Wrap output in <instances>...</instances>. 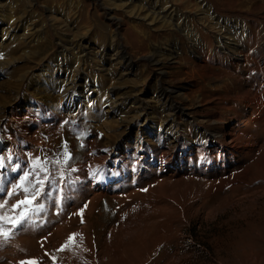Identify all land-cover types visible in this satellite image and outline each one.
Here are the masks:
<instances>
[{"label":"rangeland","instance_id":"obj_1","mask_svg":"<svg viewBox=\"0 0 264 264\" xmlns=\"http://www.w3.org/2000/svg\"><path fill=\"white\" fill-rule=\"evenodd\" d=\"M199 1H202L201 6L206 4L204 0H1L0 47L11 44L17 45L19 49L15 55L0 53V96L9 98H3L0 102V153L3 152V144L7 143L6 135L15 134L14 136L21 138V132L29 130L27 135L32 134L36 139L33 137L29 150L33 149L35 158L40 157L43 167V173L32 176L28 174L23 180L24 184H32L38 190L40 181H46L50 186L46 187L45 193L53 190L54 195L58 191L51 186V182L56 181V175L49 173L53 172L52 167L58 169L61 175L65 174L64 171L69 174L72 167L91 154V157L98 158L102 155L100 157L109 156L113 160L116 153H122L137 161L142 149L155 152L167 149L166 145L172 143L173 134L179 130L180 135L185 137L183 133L187 129L192 134L194 129L197 133H202L215 127L213 123L219 117L222 121L216 126L224 124V117L230 113L227 112V107L233 105L226 99H231L234 96L232 92L238 91L236 84L246 86L248 83H255L257 75L252 72L249 76L240 68V81L227 79L225 71L231 67L226 64L234 63V57L229 53L230 47L226 44L228 36L221 39L223 28L218 29V34L212 31L210 39L221 49L217 50L213 46L207 49L202 30L208 29L216 18L220 26L227 21L242 26L247 19L216 17L212 11L206 16L202 15L197 9ZM168 7L170 8L167 10ZM105 9H110L111 14L119 20L117 28L109 23L108 10ZM14 27L17 28L13 37H8V30ZM229 30L231 31L227 28ZM64 47L74 48L73 51H67V54L59 55L57 52ZM121 50L126 53V61L120 59ZM202 57L206 62H202ZM128 59L132 64L130 70L124 67ZM260 63L262 64L261 59ZM13 69L16 70L15 74L7 78L6 73ZM58 72L62 75L59 78ZM75 75L82 78L79 82L81 86L76 87V90L85 87L88 91L77 109H69L65 107L63 96L57 91L58 84ZM16 80L23 81L27 87L15 90L7 84ZM45 80L52 83V86L46 88L43 85ZM30 84L33 89L29 88ZM111 89L114 90L113 93L109 92ZM162 89L171 90L167 99H159ZM173 105L182 106L184 113L179 117L174 116L173 126L165 131L163 126L172 119L170 108ZM14 107L20 120L8 121L11 118L10 109ZM2 126L6 127L5 134ZM256 131L259 133L258 128L253 129L255 135ZM180 140L185 145V140ZM261 142L258 139L256 147L258 149L260 146V151L255 148L243 163L250 165L249 180L264 177V172L259 167L262 163L260 161L264 159ZM14 178H18V174L9 178L11 180L7 182L6 190L7 187H12V192L18 190L13 185ZM57 180L62 181L60 177ZM223 180L225 179L215 182L208 180L206 183L183 181L186 184L172 182L158 186L149 175L134 171L133 177L127 178L123 186L113 178L108 185L111 186L108 192L96 196L93 207L86 206L88 199L93 198L92 195L87 194L89 198L84 197L79 201V207L86 206L90 208V212L88 218L84 216L77 223L76 218L71 219L73 222L70 220L69 210L63 212L62 197L56 201L58 212H54L53 197L50 198L51 206L46 204L47 201L40 200L43 199L42 196L23 204L17 200L14 206L5 202L6 194H3V198L0 196V200H4L0 204L3 216L0 233H7V236L0 234V264H50L52 261L60 264L57 262L63 250L66 251L63 257L66 264H127V253L123 250L126 243L121 237L130 230L137 229L136 225L130 228V223H139L142 210L130 211L137 205L136 201L135 205L132 204L133 201H127L123 205L118 203L116 196L126 194L121 192L125 190L146 198L142 204L147 207L144 212H149V207L154 204L152 202L156 203L162 198L166 201L171 199L169 203L175 210L168 216L174 227H157L150 232L140 256L145 254V249H148L150 255L141 259L139 264L144 261V264H264V244L254 245L228 238L230 235H240L246 229L245 222H248V218H243L241 210L230 200H222L227 193ZM78 193L81 194L79 191ZM72 195H77V191L70 190L68 199ZM19 196L15 194V197ZM201 196L207 200L203 206L199 204L203 202L200 201ZM192 199L196 200L193 207L196 208L189 210ZM259 199V204L264 203V195ZM43 201L45 204H39ZM71 204L68 209L72 207ZM8 213L16 218L8 217ZM57 213L58 216H65L59 220ZM136 214L140 216L136 217ZM52 216L56 220H50ZM61 221H69V224L66 226ZM71 222L78 228H84L83 236L78 242L74 241ZM59 225L63 226L61 230L58 229ZM125 225L128 226L127 229L120 232L119 228ZM66 228V231L63 230ZM57 233L65 235L60 239ZM161 234H168V245L159 240L163 236ZM18 237L24 240L18 241ZM105 256L106 261L101 259ZM138 263L129 261V264Z\"/></svg>","mask_w":264,"mask_h":264},{"label":"bare ground","instance_id":"obj_2","mask_svg":"<svg viewBox=\"0 0 264 264\" xmlns=\"http://www.w3.org/2000/svg\"><path fill=\"white\" fill-rule=\"evenodd\" d=\"M204 1H206V4H203L201 6L202 1L201 2L199 1L198 2L199 7H197V9L201 11L202 15L206 16L209 14V11H212L215 13L216 17L222 18V16H228V17L234 16L237 18L242 17V19L244 18V20L247 19L246 21H244L242 26H238V24L234 23V22H233V24L229 23L228 21L224 22L223 26H220L221 24L218 23L219 20L216 18V21L213 20L214 21L213 24L210 23L211 26H209L208 29L202 30V33L204 34L203 37L205 38V40H204L205 47L207 49L212 48V46H213V48L216 47L217 50H218V48L221 49L220 46H215L212 43V40L210 39V33L212 31H214L215 33L217 32V34H218L219 33L218 29L223 28L224 34L220 33L221 35H223V37H221V39L224 37L226 38V36H228L227 37L228 42L226 44L228 47H230L231 52H229V53L234 57L233 60H234L235 64L231 63V62H229L230 65L226 64V66L231 67V69H228L225 71V76L227 77V79L233 78L234 80L240 81L241 80L240 70H239L240 68L241 69L243 68V70L246 71L247 75H249V76L252 72L256 73V75H257L255 83H248L246 86L241 85V83L236 84L238 91L236 93L232 92V95H234V96L231 99H229V98L226 99V101H229L228 102L229 104L233 103V105L227 107V112L229 111L230 113L228 115H226V117H224V120H225L224 124L221 127H217L220 124L219 122L222 121V118L219 117V118H217L216 122L213 123V125L215 127H212L210 129H208L207 131H203L202 133H197V131L194 129L193 133L191 134L190 131L186 128L187 130L185 129L186 131L183 133L185 135V137H182L180 135L181 131L179 130V132L177 131L175 134H173L172 143L166 145L167 149L164 148V149L157 151V152L142 149V151H140L141 153L137 157V159H138L137 161H133L132 157H128L127 155H125V154L123 155L122 153H121L122 155L120 153H116L113 160H110L109 156L100 157L102 155H100L98 157L99 159L96 157H91L92 154L90 153L91 154L90 156H85V158L82 160L81 163H78L76 166L72 167L71 170L68 171L69 174H66V171H64L65 174L61 175L62 173L60 171H58V169L52 167L51 171H53V172H49V171L48 172L50 174L53 173L56 175V177L54 176L56 178V181L53 183L51 182V186L56 187L55 190L58 191V192L54 193V195H53V192H54L53 190H49L47 193H45L46 187L50 186L49 184H46V181H42V180H41L42 182L40 181V185L38 187L39 188L38 190H37V187L32 185V184H24L23 183V180L27 178L28 174H30V176H32L33 174L36 175L38 173L39 174L43 173V167L41 166L42 163L40 162V157L37 156L35 158L34 156L36 155V153H33V149L29 150L31 148L30 147L31 141H32L34 135H32V134L27 135L29 130H24L23 132H21L23 135L21 138H17L16 136H14L15 134L14 135L8 134L5 136L8 138L7 143L3 144V146H4L3 152H2V154L0 153L1 154V156H0V196L3 194H6V197H4L5 198L4 200H6L5 202H7L9 204L11 203V205L15 206L16 205L15 202L17 200L19 202H20V200L21 201H25V200H33L34 201V199L41 198V196H42L43 199H40V200L41 201L45 200V201H47L46 204L50 205L51 204L50 198L53 197L55 201L54 202L52 201L53 202L52 204H54L55 207H53L52 210L54 212H58V208H57L58 203L56 201H57V199L62 197L64 201H63V203L61 201L60 204L62 203L61 205L63 206V212H65L66 210H69L71 213V215H69L70 220L73 218H76L77 220L75 221V223H77L78 219L80 220L84 216L86 218H88V212H90V208H88L86 206L88 205L91 207L95 201L96 196L105 195L108 192L109 187H111L108 185L112 183L111 181L113 178L120 181L122 183V184L120 183V185L123 186L127 178H129L130 176L133 177L134 171H140L143 175H147V176L149 175L151 179L153 178L154 183H156L155 185H158V186L162 185V184L164 185V183L169 184L172 182L173 183H179V182L181 183L183 181H190V182H193V181L201 182V181H203L206 183L208 180H211V181L213 180L215 182V180L219 181V180L225 179V180H223V183H225V188L224 187L223 188L227 193H226L225 198H223L222 200L223 201L230 200V202H232L234 205L238 206V208L241 210V212L240 211H238V212H240L241 215H243V218H244V216L246 218H248V222L245 220L246 221L245 223H247L246 229L242 228L244 231H242V233L240 235H237L236 237H235V235H230L228 238L229 239H238L240 242H243V243H254V245L264 244V203L259 204L257 202L258 199L261 197V195H264V177H262L259 180H251V179L249 180L248 175L251 174V173L248 174V172H250V170H249L250 165H244L243 164L244 161L247 160V158L251 154H253V150H255V148L258 145V139H261V141H262L261 142L262 143V146H261L262 149L261 150H264V65H262V64H264V16H261V17L257 16L258 14H264V0H204ZM0 2H1V0H0ZM189 2H191V1H189ZM187 4H188V2H187ZM182 6H184V5H182ZM170 7H168L167 10ZM0 8H1V5H0ZM185 8H187V7H185ZM105 10H108L107 18L109 20V23L113 26H116V28H117L118 27L117 24H118L119 20L111 14L110 9H105ZM256 16H257V18H256ZM211 18H213V17H211ZM16 28L17 27H14L11 30H8V31H10L8 37H10V36L13 37L14 31H16ZM227 28H230L231 31L230 30L227 31ZM73 48L74 47H68V48L64 47V48H61L57 53L59 55H62L64 53H66L67 51H73ZM17 49H19V48H17V45H11L10 44L8 46H5L4 48L2 47L0 50V53L2 52L5 55H12V54L15 55L17 52ZM120 59H122V60L126 59V53L123 50H121V52H120ZM260 59L262 61V64L260 63ZM129 61L130 60L128 59V61L124 65L126 70H130L132 68V64ZM207 61H209V60H207ZM202 62H206L204 57H202ZM102 70H105V69H102ZM15 71L16 70L13 69V70L7 72L6 77L7 78L12 77L15 74ZM244 71H243V73H244ZM220 75H222V74H220ZM61 76L62 75L60 74V72H58L57 78H59ZM247 78H248V76H247ZM83 79H85V78H83ZM80 80H82L81 76L75 75L73 78L63 79L60 82L61 84L60 83L58 84L59 86H58L57 91L59 93H61V95L63 96V98L65 100L64 104H65L66 108H69V109L76 108L77 109L78 104L81 102V100L85 96V93L88 91V89L85 87H83L82 89L76 90V87L81 86L79 84ZM246 81H248V79ZM7 84H9L10 87L15 89V90L27 87V85L23 81H19V80L13 81L11 83L7 82ZM27 84H28V82H27ZM36 84H38V83H36ZM43 85H46V88H48V87L52 86V83L45 80V83ZM29 88L30 89L32 88L31 84L29 85ZM75 90H76V92H75ZM70 91H72V92H70ZM113 91L114 90L111 89L109 92L113 93ZM170 93H171V90H166V89L160 90L159 99H165V98L167 99V97ZM12 97L10 99H12ZM3 98H4V100L9 99L7 97L0 96V102H1V100L3 101ZM86 99H87V97H86ZM213 108H216V107H213ZM170 109L172 111V113L170 115L172 119L169 123L167 122L163 126L165 131L170 130V128L173 126L174 116L179 117L180 115H182L184 113V108L182 106H179V105H173ZM9 114H10L11 118L8 119V121L20 120V116L16 112V107H14L13 109H10ZM22 121H24V120H22ZM3 125H5V124H3ZM255 128H258L259 133H257V131H256L257 135H255V133L253 132V129L255 130ZM2 131L4 132V134L6 133V127L5 126H4V128L2 126ZM35 131L37 132V130H35ZM198 132H200V131H198ZM34 134H36V133H34ZM17 135H19V134H17ZM3 137H4V135H3ZM37 138H39V137H37ZM180 138L182 140L183 139L185 140V145L181 144ZM34 139H35V137H34ZM32 146H33V144H32ZM259 148H260V146H259ZM259 148L258 149L256 148V149L260 151ZM257 150L255 153H257ZM258 155H259V153H258ZM256 157H258L257 154H256ZM262 157H264V156H262ZM260 162H262L261 164H259L260 165L259 167H261L260 170H262V172H264V159H262V161H260ZM2 170H5V172L2 173ZM149 171H151L150 174H149ZM237 171H238V173H237ZM234 172H236V174H233ZM17 174H18V178H16V179L14 178L15 180H14L13 185L16 188H18V190L15 192H12L14 190V189H12V187H7V190H6V184L9 180H11L9 178H12V177L16 176ZM59 177H60V179H62V181L57 180ZM64 177H65V181H64ZM141 180H140V182H141ZM66 181H67V184H66ZM144 182H147V181H144ZM141 183H143V182H141ZM183 183H185V182H183ZM176 185H178V184H176ZM221 185H223V184H221ZM39 190H40V192H39ZM70 190L71 191L76 190L77 195H72V196H70V199H68L67 194ZM78 191L81 192L80 195H79ZM96 191H98V192L96 193ZM128 191L127 190L121 191V192H126V194L124 193L120 196H116L119 199L118 203L123 205L127 201H133L132 204H134V201H136L137 205L132 207L130 209V211H132L133 209L137 210L138 212H139V210H142V211H141V217L139 218V223H136L138 221L133 222V223L129 222L131 224L130 228L132 227V225H136L135 227L138 230L137 229L135 230V228H134L135 231L130 230L133 233H130V231L129 232L127 231L128 234L125 235L126 234L125 233L124 234L125 237H124V235L121 237L123 239V242L127 244V245L125 244L126 250L123 249L125 251V253H127L126 257H128V258H125L127 260V262H125V263H127V264H129V261H132V262L134 261V263H138L141 259L144 260V258H146L150 255V252H147L148 249L147 250L145 249V254L140 256L142 254L141 249H144L143 244L148 240V235H150V232H152L157 227H161V228L165 227L167 229L174 227V226H172L173 221L168 220V216L170 217V214L175 211L174 208L172 207V204L169 203V200H171V199L166 201L165 199L163 200V198H162L161 200H158L156 203L152 202L154 204L151 205V207H149V209H150L149 212H144L147 209V207H144L142 204H143L144 199H146V198L142 196L143 197V199H142V197H139L141 195H139L135 192L129 193ZM16 193H17V195H20V196L15 197ZM146 193H148V192L146 191ZM87 194H88V196L92 195L93 198L88 199L89 201H87V204L84 208H80L78 205L79 201H81L84 197L86 199L89 198L88 196H86ZM135 194L137 195V197ZM1 198H3V197L1 196ZM209 199H210V197H209ZM198 200H200V199H198ZM202 200H203V202L199 203V204H201V206H203L207 203L206 197L205 198L202 197L200 201H202ZM3 201L0 200V204ZM195 201L196 200H194V199L190 200V207H188L189 210H193L196 208V207L193 208L195 205V203H194ZM70 203H72L71 204L72 207H70V209H68V205ZM39 204L43 205L45 203L43 201L42 203H39ZM199 204H197V205H199ZM228 204H230V203L228 202ZM212 205L208 208H211ZM38 206H40V205H38ZM78 208H80V209H78ZM91 210H92V208H91ZM13 215H15V214H13ZM136 215H135L136 217L140 216L139 214H136ZM237 215H238V213H237ZM64 216L65 215H63V214L58 216V213H57L56 217L59 218V220H60ZM2 217L3 216L0 213V227L2 226V223H3ZM8 217L16 218V217L9 215V213H8ZM237 217H239V216H237ZM175 219H176V217H175ZM229 219H230V217H229ZM50 220H56V218H54L52 216L50 218ZM69 221H64V222L61 221V222L67 226V224H69ZM72 222H71V225H72ZM236 223H238V222H236ZM66 226H64V227H66ZM72 226H73V231H72L73 233L72 234L75 236V237L73 236L75 238L74 241L78 242V241H80L81 237L83 236L82 231L84 228H78L74 225H72ZM127 227L128 226H126V225L121 226L119 228L120 229L119 231L124 232L127 229ZM175 227H176V224H175ZM62 228H63V226L58 227V229H60V230ZM237 228H238V226H237ZM115 229H116V226H115ZM63 230L66 231L67 228L63 229ZM113 230H114V228H113ZM162 231H164V230H162ZM2 232H4V231L2 230ZM232 232H231V234H232ZM59 233L61 234L60 231H59ZM59 233H57L56 235H57V237L62 239L61 236L65 235V233L62 234L61 236L59 235ZM68 233H69V231H68ZM161 235H163V234H161ZM23 236H25V235H23ZM167 236H168V234L166 236L163 235L160 237L159 240L161 241V243L164 242V244L168 245L170 240L168 239L169 236L168 237ZM16 239L18 240L19 237ZM23 240H20V241H23ZM57 240H58V238H57ZM175 241H176V239H175ZM175 241H173V242H175ZM58 247H60V246H58ZM48 248L50 249L51 247H48ZM62 248L64 249V247H62ZM78 251H79V249H78ZM149 251H151V250L149 249ZM46 252H47V250H46ZM46 252H45V254H46ZM48 252H50V251H48ZM65 252L66 251H64V250L61 252L60 258H59L57 263L60 262V264H66V261H64L65 258L63 259V257H65ZM121 255L123 256V254H121ZM43 257H45V256L43 255ZM106 257L107 256H105V258H101V259L105 260V259H107ZM115 257H117V256H115ZM76 259H78V256ZM101 259H100V261H101ZM109 259H110V257H109ZM115 259H117V258H115ZM256 259H258V258H256ZM54 260H57V259H54ZM111 260H114V259H111ZM105 261H104V263H105ZM144 262H143V264H144ZM52 263H53V261H52ZM52 263H50V264H52ZM107 263H109V262H107ZM101 264H102V262H101ZM120 264H121V262H120Z\"/></svg>","mask_w":264,"mask_h":264},{"label":"snow or ice","instance_id":"obj_3","mask_svg":"<svg viewBox=\"0 0 264 264\" xmlns=\"http://www.w3.org/2000/svg\"><path fill=\"white\" fill-rule=\"evenodd\" d=\"M27 202H29V201L25 200V201H20L19 203H20V204H23V203H27ZM0 234H2V235H4V236H7V233H0Z\"/></svg>","mask_w":264,"mask_h":264}]
</instances>
